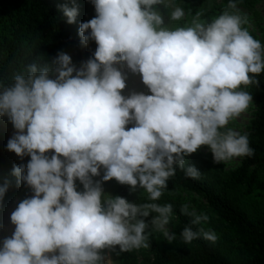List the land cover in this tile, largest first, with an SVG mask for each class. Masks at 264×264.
Instances as JSON below:
<instances>
[{
  "label": "clouds",
  "instance_id": "obj_1",
  "mask_svg": "<svg viewBox=\"0 0 264 264\" xmlns=\"http://www.w3.org/2000/svg\"><path fill=\"white\" fill-rule=\"evenodd\" d=\"M89 2L96 15L78 35L84 48L95 42L93 58L77 67L59 52L0 83V118L15 129L7 150L30 157L12 175L33 192L11 213L15 228L0 243V264H114L113 252L150 247L152 231L173 241V205L158 201L177 168L200 177L186 158L204 146L217 164L254 154L248 136L228 125L253 103L244 89L264 73V45L234 0L210 23L197 16L187 27L171 26L185 15L171 0ZM59 10L76 23L75 0ZM125 66L151 94H122ZM113 179L143 189L147 201L105 194L103 183ZM8 187L0 186V202ZM180 211L190 218L179 236L185 244L217 240L214 231L193 230L207 215L188 204Z\"/></svg>",
  "mask_w": 264,
  "mask_h": 264
},
{
  "label": "trees",
  "instance_id": "obj_2",
  "mask_svg": "<svg viewBox=\"0 0 264 264\" xmlns=\"http://www.w3.org/2000/svg\"><path fill=\"white\" fill-rule=\"evenodd\" d=\"M220 1L194 0L189 8L199 13L207 10L198 15L199 22L210 23L228 9L229 0ZM261 1L264 2L234 0L241 14ZM75 4L79 7V15L76 23L70 25L59 9L64 5L72 7L73 0H0V83L10 84L14 75L22 73L27 65L50 62L59 52L69 54L77 67L93 58L95 42H90L87 48L82 47L78 30L80 23L95 17V8L89 0H75ZM257 79L258 85L244 89L252 94L255 105L245 133L254 154L239 157L240 166L230 171H224L213 159L209 161L203 155L192 162L186 159L189 166L196 167L201 173L200 177L188 178L177 168L161 197L166 204L173 205L171 217L176 239L167 246L162 245L156 232L152 231L150 247L143 259L133 252L121 253L122 264H264V212L250 215L238 196L240 191L247 196L264 194V73ZM13 129L6 118H0V186L6 183L9 186L0 202V243L11 236L5 227L7 208L13 203L17 206L19 201L33 195L26 184L18 186L17 178L12 175L13 166L23 163L15 153L7 150ZM112 181L115 184L113 197L120 196L130 202L133 194L130 186ZM184 204L196 209L197 214L209 217L207 223L195 226L193 230L207 231L208 226L222 235L221 244L202 237L191 244L180 239L183 228L190 225V218L180 211Z\"/></svg>",
  "mask_w": 264,
  "mask_h": 264
},
{
  "label": "rangeland",
  "instance_id": "obj_3",
  "mask_svg": "<svg viewBox=\"0 0 264 264\" xmlns=\"http://www.w3.org/2000/svg\"><path fill=\"white\" fill-rule=\"evenodd\" d=\"M194 0H171V2L175 5V6H179L184 10V17L182 18L181 21H177L174 22L171 26L172 27H179V26H192L193 25V21L197 18V16L201 13H206L207 10H202L201 13H199L196 9H191L189 8L190 5L193 3ZM219 2H221L219 0ZM197 11V12H196ZM243 15H246L249 19V23L247 25H245V27L248 28V30L250 31V33L253 35V37L259 41H261L262 45H264V2L261 1L259 3H257L254 7L250 8V9H244L242 11ZM164 21L165 24H169V20L167 15L164 16ZM124 74L127 77L126 80V84L127 87L126 89L123 91V95L128 96L130 95L132 92H144L145 94H151L149 92V90L147 89V87L145 85H143L142 83V79L138 74H133L130 70L127 69V67H124ZM254 111H255V105L254 103H252L250 105V107L248 108V110L241 114V116L233 121H230L228 127L232 128L233 130L241 133V134H245L247 132V128L250 124V122L252 121L253 115H254ZM12 135H14L15 133V129L12 130ZM51 155V153H50ZM205 156L207 160H214L213 155L210 151V149L207 146L202 147L201 149H199L196 153L192 154L191 156L187 157L186 159L190 162L195 161L196 159H198L199 157ZM17 156V155H16ZM17 158L25 163V165L28 163V161L30 160V157H24L23 160H21L20 157L17 156ZM241 161L238 158H234L232 161L223 164H217L221 169H223L224 171H230V170H234L236 168H238L240 166ZM103 176V169H101V175L100 177H95L94 179L97 180H101ZM77 186H78V190H83L82 185H80V183L77 182ZM114 182L113 181H109V182H105L103 183V189L105 194L111 195L113 196V192H114ZM238 196L240 198V201L242 203V206L249 212V214L251 215H257L258 213L264 212V194L261 196H247L244 191H240L238 193ZM147 197L148 194L146 192H143V189L137 188V190L135 192H133L132 197L130 202L131 203H139V202H145L147 201ZM158 203L160 204H166V202L163 199H160V201H158ZM199 203L201 204V200H199ZM16 204L13 203L11 204L7 210L5 211V215H4V220H5V227L6 230L12 235V233L14 232V228L15 226L12 225L11 220H10V216L11 213L15 210L16 208ZM196 211V209H194ZM155 214H151L149 217L145 218L146 222L151 225V220L153 218ZM208 230H211L208 226H207ZM168 229L170 230V232H174V222L172 220V217H170V224L168 225ZM212 231V230H211ZM159 241L161 242L162 245H168L169 243H171L172 241H168L166 239V237L164 236L162 231H155ZM215 234L217 235V240L214 242L215 244H221V239H222V235L219 234L216 230H215ZM116 251H119L118 247L116 249ZM148 251V248H141L139 250H133L132 252L135 253L140 259H143V257L145 256L146 252ZM111 258L114 260V264H122L121 261L119 260V256L115 255V252L111 253Z\"/></svg>",
  "mask_w": 264,
  "mask_h": 264
}]
</instances>
